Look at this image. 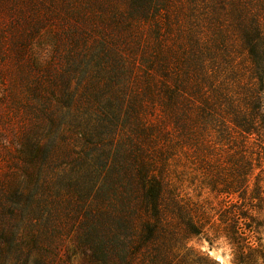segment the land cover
I'll return each mask as SVG.
<instances>
[{
    "label": "trees",
    "instance_id": "16d2710c",
    "mask_svg": "<svg viewBox=\"0 0 264 264\" xmlns=\"http://www.w3.org/2000/svg\"><path fill=\"white\" fill-rule=\"evenodd\" d=\"M128 6L129 30L148 24L152 40H71L66 73L100 66L109 76L79 93L67 74H58L70 106L79 109L85 101L90 110L98 104L80 150L85 157L74 158L85 166L72 190L83 250L93 264H129L148 255L170 264L176 248L194 251L189 243L200 236L210 246L226 239L235 264H264V0H129ZM210 7L211 35L201 16ZM184 14L191 29H183ZM38 18L31 16L26 40H19L24 48L50 30L49 20ZM55 41L58 52L62 40ZM58 71L52 61L42 76ZM41 77L36 93L56 86ZM28 133L16 154L20 179L7 194L0 182L1 234L16 219L24 225L26 215L18 217V211L37 213L32 228H40L38 207H55L58 192L46 174L55 173L57 161L49 164L55 155L48 156L49 148ZM180 163H190L198 196L207 194L210 205L214 196L218 206L206 207L179 189ZM54 215L55 209L46 228ZM208 225L217 234L211 236ZM31 231V241H38Z\"/></svg>",
    "mask_w": 264,
    "mask_h": 264
},
{
    "label": "rangeland",
    "instance_id": "374dc122",
    "mask_svg": "<svg viewBox=\"0 0 264 264\" xmlns=\"http://www.w3.org/2000/svg\"><path fill=\"white\" fill-rule=\"evenodd\" d=\"M89 1L0 0V182L7 187L4 188L7 194L10 191L8 187L12 189L11 184L20 179L15 165L18 162L16 154L18 148H21L23 135L29 132L27 136L40 138L45 147L49 148L48 156L55 155L49 163L57 161L55 173L47 170L46 174H52L48 177V182L55 189L54 192H58L57 197L53 195L54 208L51 204L38 207L42 223L40 228H32V224L39 220H34L37 213L28 215L27 212L18 211V217L23 213L26 215L23 219L24 225L16 219L8 232L1 234L0 231V264H93L90 253L85 252L79 242L81 223L76 219L79 202L72 197V190L76 176L85 169V166L81 167L74 158L81 161V158L85 157L80 150L84 147V141H87V132L91 130L89 115L95 116L98 104L91 105L93 108L90 110L85 108L90 105L85 101L79 109L70 106L71 98L65 93L63 77H58V74H67L72 90L79 93L85 91L86 84L99 81L100 77L104 82L109 76L100 66L89 68L87 73L81 68L66 73L64 69L67 66L66 56L72 48L69 45L71 40H87L89 44L94 45L98 40L152 38L148 33V24H134L129 30L128 21L125 19L128 16L126 10L129 0H92L93 5ZM201 12H204L201 16L205 18V29H208L211 35L207 19L211 14V7ZM34 13L39 16L38 19L49 20L48 26L51 24V27L50 30L45 28L39 37L33 39L30 48H24L22 43L29 32L28 21ZM182 16L183 29H191L188 14ZM73 28L75 32L71 33ZM55 40H62L58 52ZM75 53L78 56L79 51L76 49ZM55 54L60 57H55ZM52 61L54 69L59 70L57 77L56 74L53 77L42 76L43 70ZM39 77L49 83L56 80V86L52 89L39 88L36 93L34 84L35 79ZM57 142L60 143L58 146ZM67 150L71 152L66 153ZM83 162L87 165L85 160H82ZM189 166L190 163L176 165L175 179L179 189L191 195L192 200L205 203L206 207L218 206L219 201L215 200L214 196H210L213 200L211 205L204 202L207 194L198 196L201 191L199 182L194 179ZM27 193H30V190L27 189ZM2 194L0 189V203ZM33 194L44 198L41 192L33 191ZM5 199L8 200L7 196ZM10 200L13 205L14 200ZM38 204L40 203L31 207V212ZM54 209L57 215L52 217L53 223L46 228L45 222L49 220ZM215 213L216 210L210 211V215ZM206 228H210L211 236L217 234V227L211 228L208 225ZM31 230L37 233L38 241H31ZM189 246H192L194 251L176 248L170 264H235L234 249L224 238L216 240L214 246H210L206 238L195 236ZM97 264L108 263L100 259ZM129 264L164 263L161 260L155 261L148 255L146 259L140 256Z\"/></svg>",
    "mask_w": 264,
    "mask_h": 264
}]
</instances>
